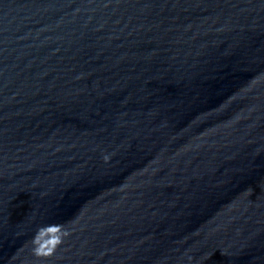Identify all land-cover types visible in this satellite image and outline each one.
I'll return each mask as SVG.
<instances>
[{"label":"water","instance_id":"obj_1","mask_svg":"<svg viewBox=\"0 0 264 264\" xmlns=\"http://www.w3.org/2000/svg\"><path fill=\"white\" fill-rule=\"evenodd\" d=\"M0 264H264V0H0Z\"/></svg>","mask_w":264,"mask_h":264},{"label":"clouds","instance_id":"obj_2","mask_svg":"<svg viewBox=\"0 0 264 264\" xmlns=\"http://www.w3.org/2000/svg\"><path fill=\"white\" fill-rule=\"evenodd\" d=\"M50 230H55V229H50Z\"/></svg>","mask_w":264,"mask_h":264}]
</instances>
